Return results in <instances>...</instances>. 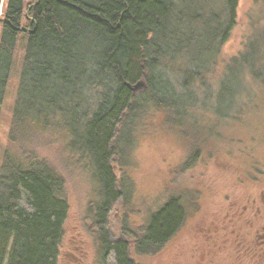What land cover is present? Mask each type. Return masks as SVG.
I'll return each mask as SVG.
<instances>
[{
    "label": "trees",
    "instance_id": "obj_1",
    "mask_svg": "<svg viewBox=\"0 0 264 264\" xmlns=\"http://www.w3.org/2000/svg\"><path fill=\"white\" fill-rule=\"evenodd\" d=\"M240 1H36L1 163L0 264H59L70 206L64 177L35 154L40 128L65 146L69 135L83 144L101 187L104 262L136 264L106 227L112 204L132 195L125 179L117 184L115 154L128 156L139 127L158 112L174 131L194 124L195 111L210 115L213 136L228 138L222 122L264 108V27L254 23L244 50L222 57ZM24 10L25 0H8L0 19V125ZM140 80L146 87L133 93L129 84ZM184 218L181 197L170 198L150 215L136 252L159 250Z\"/></svg>",
    "mask_w": 264,
    "mask_h": 264
},
{
    "label": "rangeland",
    "instance_id": "obj_2",
    "mask_svg": "<svg viewBox=\"0 0 264 264\" xmlns=\"http://www.w3.org/2000/svg\"><path fill=\"white\" fill-rule=\"evenodd\" d=\"M36 1L25 0V15L31 17L30 9ZM7 2L1 1L0 19L4 17ZM25 15L22 26L29 27ZM254 23L261 29L264 27V0H241L238 24L224 46L222 57L244 50L255 33ZM1 27L0 20V34ZM27 42L28 33H20L0 125V173L4 151L9 145V126ZM221 74L222 70L213 74L215 82ZM255 86L259 89L262 85ZM195 112L196 122L184 123L178 131H174V125L161 117L160 112L155 113L139 127L129 155L122 157L117 153L113 157L117 184L120 186L125 179L132 195L128 201L121 196L107 214L111 241L127 242L129 256L136 264H264V250H259L264 246V205L262 216L257 218L254 215L258 209L253 211L254 198L253 203L249 201L250 195L256 194L255 184L262 178L249 168V163H244H257L264 172V108L240 115L238 121L222 122V133L228 138H215V132H210L214 131L213 117ZM49 133L41 128L35 131L34 150L66 182L70 210L59 264H105L96 220L102 201L101 187L93 167L85 160V148L71 135L66 137L65 146L58 133L57 136ZM172 197H181L183 201L182 226L159 250L138 254L135 245L143 236L150 215ZM246 206H249L247 210ZM108 264H114L113 256L108 258Z\"/></svg>",
    "mask_w": 264,
    "mask_h": 264
},
{
    "label": "flooded vegetation",
    "instance_id": "obj_3",
    "mask_svg": "<svg viewBox=\"0 0 264 264\" xmlns=\"http://www.w3.org/2000/svg\"><path fill=\"white\" fill-rule=\"evenodd\" d=\"M34 6V5H33ZM33 6L31 7V9L33 8ZM30 9V10H31ZM25 15V14H24ZM31 15V14H30ZM25 19H27V22H32V16L31 17H29V15L28 14H26L25 15ZM20 30H19V33H28V36L30 35V34H32V32L33 31H31V28H30V26L29 27H20L19 28ZM249 164H250V167L249 168H251L252 170H254L255 172H258L259 173V177L261 176V180L259 181V182H257L256 184H255V193L256 194H252V195H250L249 197V201L250 202H252L251 200H252V197L254 198V200H253V211H255L256 209H258V212L254 215L255 217H257V216H259V217H257V218H260V216H262V214H263V211H262V206L264 205V185H263V183H264V172H262L261 170H262V168H261V170H259L260 168H258L257 167V163H250V162H248ZM263 182V183H262ZM247 207H249V206H246V208H245V210H247ZM259 250H264V246L263 247H261Z\"/></svg>",
    "mask_w": 264,
    "mask_h": 264
},
{
    "label": "water",
    "instance_id": "obj_4",
    "mask_svg": "<svg viewBox=\"0 0 264 264\" xmlns=\"http://www.w3.org/2000/svg\"><path fill=\"white\" fill-rule=\"evenodd\" d=\"M129 87L131 88L133 93H138V92L142 91L146 87V84H145V82L143 80H140L134 86L129 85Z\"/></svg>",
    "mask_w": 264,
    "mask_h": 264
},
{
    "label": "bare ground",
    "instance_id": "obj_5",
    "mask_svg": "<svg viewBox=\"0 0 264 264\" xmlns=\"http://www.w3.org/2000/svg\"><path fill=\"white\" fill-rule=\"evenodd\" d=\"M137 84V83H136ZM130 85V84H129ZM131 86H134V85H131Z\"/></svg>",
    "mask_w": 264,
    "mask_h": 264
}]
</instances>
